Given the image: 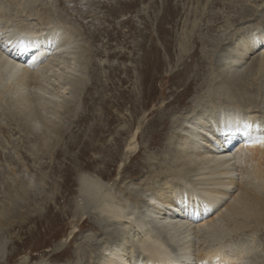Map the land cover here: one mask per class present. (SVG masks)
Returning a JSON list of instances; mask_svg holds the SVG:
<instances>
[{
  "label": "bare ground",
  "instance_id": "bare-ground-1",
  "mask_svg": "<svg viewBox=\"0 0 264 264\" xmlns=\"http://www.w3.org/2000/svg\"><path fill=\"white\" fill-rule=\"evenodd\" d=\"M44 1L0 0V108L5 104L6 117L15 125L0 126V133L23 135L21 141L7 140V144L15 153L24 148L36 161L42 155L50 159L53 151L61 156L56 152L59 147L81 145L78 157L83 163L76 181L79 201L72 206V217L81 222L79 233L85 228L93 232L81 238L74 253L64 246L53 251L50 260L66 258L68 264H264V248L255 243L264 242V145L246 147L241 136L222 135L226 124L245 121L252 124L254 134L264 135V108L259 107L264 102V0H194L197 7L191 12L190 33H195L197 18L202 17L198 5H204L202 14L216 6L237 7L236 18L229 19L225 35L212 40L193 38L195 47L209 48L197 62L200 74L190 82L200 81L195 97L185 102L187 85L176 96L170 92L166 99L164 91L160 94L159 102L164 105L158 119L151 117L150 110L145 129L144 116L137 127L128 130L112 187L105 172L111 164L106 163L97 176L89 173L97 159L88 162V153L103 140L96 138L98 129L92 130L90 139L80 140L77 135L66 141L68 127L63 119L80 124L87 119L80 117L78 101L85 88L84 62L90 55L80 49L78 30L54 16ZM208 19L215 23L220 18L212 13L205 16ZM183 35L178 44L185 54L189 50L186 39L191 37L187 32ZM22 45L27 49L21 51ZM197 54L195 49L187 56L189 67ZM175 103L177 107L168 108ZM145 131L149 135L145 156L134 165ZM0 147L5 149L1 139ZM19 168L9 169L10 176ZM17 178L13 179L15 186L5 185L0 230L34 221L53 228L61 217H31L33 199L27 189L32 181ZM67 179L61 185L65 192ZM24 208L26 212H21ZM76 226L65 242L75 240Z\"/></svg>",
  "mask_w": 264,
  "mask_h": 264
},
{
  "label": "rangeland",
  "instance_id": "rangeland-1",
  "mask_svg": "<svg viewBox=\"0 0 264 264\" xmlns=\"http://www.w3.org/2000/svg\"><path fill=\"white\" fill-rule=\"evenodd\" d=\"M64 2L58 6L56 3L49 4L48 0L44 1L48 3L45 7L51 9L54 16H60L59 18L66 20L70 27L78 30L80 49L90 55L84 62L85 88L78 101L79 115L87 119L83 124L77 123L76 120L69 122L68 119H63V124L68 127L66 141L73 140V136H79L80 140L90 139L93 135L92 130L98 129L96 138L102 137L103 140L96 144L98 149L90 150L88 153L86 158L88 162L97 159L95 164L91 163L89 173L97 176L98 171L105 169L106 163L111 164L105 172L110 176L108 186L112 187V180L116 178L124 153L123 145L128 140V130L133 126L137 127L144 116L146 120L143 121L142 129H145L151 117L158 119L164 105L163 101L159 102L163 91L167 99L170 92L176 96L179 94L177 92L184 90L187 85L189 91L185 102L195 97L194 90L199 87L200 81L190 82L196 74H200L197 72V62L203 60L205 50L209 48L195 47L192 43L193 38L207 36L212 40L218 34L217 37L227 34L228 32L224 33L225 26L229 25V19L236 18L237 7L234 10H227L221 5L214 7L210 12L204 11L205 16L215 13L220 18L214 23L209 19L206 21L207 18L205 20L201 11L204 5H198L200 7L198 11L202 15L196 21L199 29L196 28L195 33H190L189 24L194 19L191 12L197 7L194 0H64ZM223 4L226 2L223 1ZM247 7L253 6L249 4ZM208 27H212L209 34ZM185 32L191 38L186 39V47L189 50L184 54L180 52L178 43ZM195 49L198 54L189 67L190 59L187 56ZM183 73L185 75H182ZM165 81L169 82L167 89H163ZM177 82L181 87H175ZM171 83L174 85H170ZM54 89L56 91V88ZM177 104L168 108L177 107ZM3 106L5 104H1L0 108V126L5 129L15 128L12 121L6 117ZM259 107L264 108V102L260 103ZM150 110H153V115L148 117ZM108 119L111 120L110 124ZM22 136L10 132L0 133V139L5 147V149L0 147V203L4 200L5 185L15 186L13 179L18 176L17 179L20 181L29 183L32 181L30 190L27 189V194L33 199V204L29 205L31 217H52L57 214L61 218L51 229H48L46 224L38 226L34 221L25 225L16 223L17 225L8 231L0 230L2 256L0 264H25L27 261H30V264H68L66 258L53 261L50 260V255L64 246L70 253H74L77 245L83 241L81 238L89 237L93 232L91 228H85L79 233V229L82 228L81 222L78 223L77 218L72 217V206L79 201L76 181L83 163L78 157L81 145H75L70 149L59 147L56 152H60L61 156H56L53 151L55 156L51 155L50 159L42 155L36 161L24 148H19L15 153L16 150L7 144V140L16 143L18 139L21 141ZM148 140L149 135L145 131L139 140L142 151L140 150L134 165L145 156L144 146ZM22 163L26 164V167H22ZM18 167L19 171L11 177L8 170ZM44 175L47 176L44 181L46 184L40 183ZM66 178L69 186L67 192L61 187ZM21 203L24 205L27 201ZM21 212H26V208ZM88 221L93 222L89 219ZM74 225H77L75 240L69 238L66 243L65 239L73 231ZM255 243L260 246L262 244L264 248V242Z\"/></svg>",
  "mask_w": 264,
  "mask_h": 264
},
{
  "label": "snow or ice",
  "instance_id": "snow-or-ice-1",
  "mask_svg": "<svg viewBox=\"0 0 264 264\" xmlns=\"http://www.w3.org/2000/svg\"><path fill=\"white\" fill-rule=\"evenodd\" d=\"M27 45H22L21 51L27 49ZM222 135L226 138L230 136H241L245 139V146H252L256 144L264 145V135H256L252 131V124L250 122L228 123L222 130Z\"/></svg>",
  "mask_w": 264,
  "mask_h": 264
}]
</instances>
